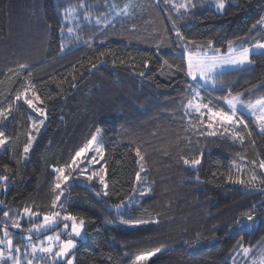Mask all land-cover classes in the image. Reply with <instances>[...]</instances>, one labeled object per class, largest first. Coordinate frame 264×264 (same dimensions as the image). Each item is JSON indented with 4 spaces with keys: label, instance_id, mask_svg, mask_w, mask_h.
<instances>
[{
    "label": "trees",
    "instance_id": "1",
    "mask_svg": "<svg viewBox=\"0 0 264 264\" xmlns=\"http://www.w3.org/2000/svg\"><path fill=\"white\" fill-rule=\"evenodd\" d=\"M88 1L92 0H85L86 7ZM72 3L78 5L80 0H0V108L10 104L17 108L16 118L7 128L14 143L8 146L6 155L0 154V163H9L13 153L19 158L26 142L28 116L33 113L22 101L15 100L24 86L35 85L34 91L44 101L43 105L37 101L38 106L48 109L46 127L31 161L21 164L6 193L0 192V200L5 201L0 205V214L12 210L8 218L12 221L23 207L33 204L39 206L34 210L41 213L50 211V185L55 178L52 166L68 162L99 127L111 198L96 199L79 184L71 188L73 206L69 210L92 221L75 252L81 264H133L137 255L156 248L161 252L152 258V264H233V260L238 264L241 256L235 249L237 241L242 240L244 247H253V251L263 247L257 241L264 237V215H260L252 231L229 226L253 205L264 202V185H259L264 176L249 164L264 158V137L253 129L255 146L250 142L241 146L223 138H201L195 148L179 143L185 136L194 140L185 130L187 119L181 120L184 77L177 73L170 79L163 60L180 63L182 49L172 39L169 45L163 42L159 51L156 43L140 45L147 33L156 34L154 20L149 18L153 2L132 8V17L122 15L116 23L100 26L97 33L86 36L87 44L65 47L61 53V26L65 29L62 13L70 11ZM97 4L102 7L105 0ZM261 16L264 0H232L222 14L209 7L195 8L178 21V26L186 37L198 43L219 33L214 43L221 47L228 40L250 36L252 25ZM100 52L106 56L100 57ZM97 59L104 63L89 71ZM145 59L149 60L147 68ZM253 59L257 60L255 66L230 71L223 77L229 87L243 91L264 81V59ZM22 64L27 66L24 71L19 68ZM140 72L145 75L141 77ZM74 75L76 81L72 80ZM261 96L264 88H258L251 97L245 94L252 100ZM136 148L146 157V174L141 173L143 184L135 183V173L140 170ZM200 150L204 153L198 173L201 182L196 183L192 178L197 173L177 165L176 160L178 155L198 156ZM229 173L233 179L246 181L255 174L258 190L245 191L239 184L226 182ZM148 188L151 192L141 196ZM117 191L120 198L128 197L134 202L119 213L108 208L119 203ZM156 219L158 224L134 229L120 225ZM19 222L27 225L31 221L19 217ZM55 228L33 234L32 239ZM197 235L202 243H196ZM18 239L24 241L20 236Z\"/></svg>",
    "mask_w": 264,
    "mask_h": 264
},
{
    "label": "snow or ice",
    "instance_id": "2",
    "mask_svg": "<svg viewBox=\"0 0 264 264\" xmlns=\"http://www.w3.org/2000/svg\"><path fill=\"white\" fill-rule=\"evenodd\" d=\"M166 7L172 5L173 11L177 13V17L169 16L171 21V30L175 36L174 44L182 49V60L180 63H169L167 59L163 60V67L170 72V79L174 78L177 73H182L184 77L183 92L184 95L180 97L181 120L187 119L186 132L190 136H194V140L189 136H185L179 143H187L195 148L199 144L201 138L207 140L208 138H223L230 139L233 143H239L243 146L250 142L253 146L256 145V140L252 139L253 129L260 137H264V96L258 99H246L245 94L251 97L258 88H264V81L259 84H254L243 91H235L234 88L224 81L223 77L230 71L249 66H255L257 63L253 57L264 59V35L259 38L239 37L234 40H228L226 45L215 47L214 41L219 38V33L212 39H207L203 43H198L195 39L186 37L178 26V21L191 10H194L198 5L193 0H185L184 3L172 4V0H163ZM107 3V0H105ZM204 3L214 7V9L222 14L226 5L232 3V0H204ZM138 5L135 0H129L123 9L117 10L115 5H108V14L114 17L131 15L129 9L136 8ZM239 6V5H237ZM77 8L84 10V19H88L90 13L87 11L85 0H80V3L70 9L72 19L79 20ZM105 16L106 14H101ZM64 20L68 21L69 10H65ZM101 20L97 18V24ZM103 23L107 24L109 21L105 18ZM264 26V16H261L255 24L252 25L250 31L254 32L258 27ZM134 30V26H133ZM61 34L65 31L63 25L61 26ZM70 33L73 31L71 27L67 28ZM254 39V42H253ZM84 43H88L85 41ZM90 47L91 45L88 44ZM164 46L163 41L156 45L157 51ZM65 45L62 43L60 47L61 53L64 51ZM222 48L225 49L222 51ZM100 57H105V52H100ZM104 60L97 59L95 63H91L90 69H96L102 65ZM123 64L124 61H121ZM149 60H144V67L147 68ZM26 65H20V71H24ZM75 69V65H73ZM11 71V70H10ZM81 77L83 73L80 74ZM139 75L143 77L144 72ZM18 76V73H17ZM77 77L72 76V80L76 81ZM72 88L76 87L72 83ZM35 85H25L23 93H18L15 97L17 102L22 101L27 105L28 109L32 110V115L28 116L30 121L29 127L25 133L26 142L23 145L19 158L13 153L9 157V163H0V192L7 191V185L10 183L12 176H15L20 169V165H27L35 149L39 146V138L42 135L43 129L46 127L48 109L46 106H38L32 98L28 97L31 91L35 101L40 105L44 101L34 91ZM17 108L14 105L0 108V150H3L2 155L8 152V146L13 144L12 134L7 132L8 125L11 120L16 118ZM248 117L247 119L245 117ZM251 121V124L249 123ZM101 128H96L95 132L91 134V138L87 143L75 151L71 155L70 160L64 163L63 166H52L54 173V181L50 185L51 200L50 211L41 213L34 210L39 206L33 204L32 206L23 207L18 216L29 219L35 218L41 220L38 224H33L31 228L27 229L28 235L25 236L20 233L21 239H26L28 244L22 251L19 246L13 245L12 232L9 230V225H3V238H0V264H81L78 257L75 255L79 242L85 238L87 226L92 221L86 220L82 216L73 214L69 210L73 205L71 204L70 195L71 188L79 184L81 187L92 192L93 196L99 200H106L111 198L108 183V169L105 158L104 138ZM179 147V145H178ZM203 150L195 157H177V165L183 164L197 174L192 178L193 182L200 183L199 166L202 165ZM135 156L139 159L137 163L140 165V170L135 173V183L143 184L145 181L141 173L146 174L144 167L145 156L141 155L140 148H136ZM244 160L245 157H239ZM13 164L15 167H10ZM251 168L255 172L260 170V176H264V158L258 160L254 159L249 162ZM97 165L99 168L97 169ZM237 170L240 171V166L237 165ZM248 170L245 165L244 171ZM213 173V176H216ZM221 176L223 174H220ZM23 179V178H21ZM258 177L253 174L249 180L233 179L231 173L226 177V182L239 184L245 191L258 190ZM259 185H264V179L259 180ZM151 192L148 188L145 192L140 193L141 196L147 195ZM116 196L119 203L108 205L110 211L122 212L125 207L131 206L132 201L128 197L120 198L117 191ZM0 205H5L4 200H0ZM259 207V213L257 211ZM9 211H3V218L7 220L10 216ZM264 215V202L260 205H253L247 213L242 214L233 225L229 227L235 230H249L252 231L256 227V221ZM42 217V219H41ZM123 223V222H121ZM144 224H158L159 220L142 221ZM62 224V227L60 225ZM113 226V225H106ZM59 228L55 235H48L45 240L40 241L39 244L32 243V234L41 235L42 233L52 229ZM11 228L20 229L21 224L19 219L14 220ZM185 234L187 231L185 230ZM64 237L63 239L61 237ZM203 240L197 235L196 243H202ZM186 243V242H185ZM257 245H264V237L257 241ZM195 247L196 245H192ZM235 249H238L240 254L247 257L253 251V247H244L242 240L237 241ZM161 252L160 248L155 251H148L137 255L133 264H152V258ZM31 257V258H28ZM235 264V260H233Z\"/></svg>",
    "mask_w": 264,
    "mask_h": 264
},
{
    "label": "rangeland",
    "instance_id": "3",
    "mask_svg": "<svg viewBox=\"0 0 264 264\" xmlns=\"http://www.w3.org/2000/svg\"><path fill=\"white\" fill-rule=\"evenodd\" d=\"M99 1L100 0H92L90 2L88 1L89 6L87 7V11L90 13V16L88 19H84V10L79 9V8H77V14L80 17V19L78 21L75 19H72L71 11H69L70 19L68 21H65L63 18L65 12L62 13V18H63L62 21L65 24V31H64L65 37L62 36V34H61V44L63 43L65 45L66 49H68L71 46L79 45V44L87 41L86 36L88 35L91 37L90 33H92V34L97 33V30H99V28H101L100 26L105 27L107 24H114L117 22V20L123 18V16L114 17L113 15H107L108 11H109L108 5H115L116 9L119 10V9H123L125 7V5L129 3V0H107V3H105V5H103L102 7H98L97 3H99ZM150 1H152L153 4L155 5V6H153L151 12L149 13V16H150L149 18L154 20L156 34L147 33L148 35L145 38V40L143 41L144 43L140 44V45L147 47V46H151L155 43L158 44L161 41L167 42L169 45L171 39L173 41H175V36L172 33V31H170L171 30V21L169 20V16H172L174 18L177 16V13L175 11H173L172 5H169L168 7H166L163 0H135L136 4L138 6H140L142 4H146ZM184 2H185V0H172V4L184 3ZM193 2L198 5L196 7L198 9L202 8V7H209V8L214 9V7L204 3V0H193ZM76 6H77V4H75V3L71 4V7H76ZM129 11L131 12V9H129ZM101 14H106V15L102 16ZM132 15L133 14L131 13V17H132ZM97 18H99L101 20L100 24H97ZM105 18L109 21V23H107V24L103 23ZM68 27H71L73 29V31L69 33L67 31ZM260 30L264 32V26L258 27L253 33H251L250 36L246 35L243 37H249L250 39L259 38L262 35L261 34L262 32H260ZM151 36H153V37H151ZM253 42H254V39H253ZM28 97L32 98L34 100V102L37 103V101H35L34 96H32L31 91L28 93ZM133 203L134 202L132 201V204ZM131 206H128V207H131ZM19 217H20V219L21 218L28 219L31 222L28 223L27 225H21L20 229L11 228L12 222L14 220L19 219ZM41 219H42V217H41ZM14 220H12V221H9L8 219L5 220L3 218V213L0 214V238H3V231H2L3 225L5 223H8L9 230L12 232V239H13L14 247L19 246L23 251L24 248L26 247V245L28 244V241L26 239H24V241L19 240L18 236H20V233H23L25 236H27L28 235L27 229L31 228L33 224L40 223L41 220H38L35 218L29 219V218L21 217V216L14 218ZM143 224L144 223L139 222V223H121L120 225L125 226V227L130 228V229H134V228H137ZM60 227H62V224L60 225ZM13 230L14 231L17 230L16 232H18V233L13 232ZM57 231H59V228H55L52 232L47 233L42 237L36 238L35 240L32 239L31 242L39 244L40 241L45 240L46 236L55 235ZM33 234H35V233H33ZM61 238L63 239L64 237L62 236ZM240 256H241V258L239 259L238 264H264V246L255 249V251L249 253V255L247 257L243 256L242 254H240ZM28 258H31V257H28ZM134 260H133V262H134Z\"/></svg>",
    "mask_w": 264,
    "mask_h": 264
}]
</instances>
